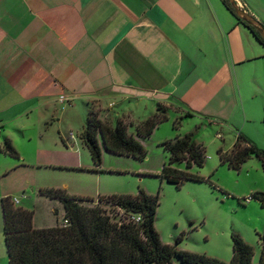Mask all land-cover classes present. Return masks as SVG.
<instances>
[{
  "label": "crops",
  "instance_id": "1",
  "mask_svg": "<svg viewBox=\"0 0 264 264\" xmlns=\"http://www.w3.org/2000/svg\"><path fill=\"white\" fill-rule=\"evenodd\" d=\"M263 1L236 0L258 20ZM76 102L86 124L92 112L111 127L135 129L159 104L182 120L238 118L239 134L254 142L264 45L222 0H0V147L31 119L37 133L52 130L59 105Z\"/></svg>",
  "mask_w": 264,
  "mask_h": 264
},
{
  "label": "rangeland",
  "instance_id": "2",
  "mask_svg": "<svg viewBox=\"0 0 264 264\" xmlns=\"http://www.w3.org/2000/svg\"><path fill=\"white\" fill-rule=\"evenodd\" d=\"M248 13L264 27V1L260 13L262 20ZM61 102L69 103V99ZM75 105L78 102L59 105L65 111L55 119L50 131L45 129L37 133V121L31 119L23 134L20 131L12 133V146L17 156L0 147V264H8L2 199H18L20 204L14 206L34 212V227L46 228L56 223L62 225L64 209L58 200L41 196V190H65L71 196L90 200L83 203L85 206H102L111 216L118 213L119 217L120 211L106 204L104 199L112 195L136 196L140 188L150 195H159L155 227L164 244L187 253L230 262L231 235L235 233L253 247V264L259 262L264 208L250 197L254 192H264L262 164L253 157L237 172L221 164L218 157L219 149L230 152L233 148L241 131L236 125L238 118L229 119L228 123H219L213 118L211 124L204 116L184 118L180 128L174 129L173 123L178 117L170 112L167 122L156 128L151 136L142 139L147 151L145 159L103 151L102 164L96 167L87 148L78 141L87 114L77 110ZM120 106L113 111L122 116L123 107ZM128 130L135 132L133 127ZM70 132L75 134L73 141L69 139ZM191 132L204 147L205 156L203 167H193L191 172L209 178L210 183L185 181L177 187L160 178L169 157L164 151V143ZM218 133L222 139L217 137ZM56 138L59 147L54 145ZM253 138V143L264 149V122L258 124ZM36 148L39 159L34 155ZM51 163L56 165L52 167ZM178 167L185 168L183 164ZM178 239L180 242L176 244ZM171 264L180 262L174 258Z\"/></svg>",
  "mask_w": 264,
  "mask_h": 264
},
{
  "label": "trees",
  "instance_id": "3",
  "mask_svg": "<svg viewBox=\"0 0 264 264\" xmlns=\"http://www.w3.org/2000/svg\"><path fill=\"white\" fill-rule=\"evenodd\" d=\"M222 1L239 23L264 45L257 31L237 18L229 1ZM191 116L194 113L186 114V117ZM168 120L167 108L159 104L157 112L136 125L133 134L125 121L117 120L115 126L111 127L91 112L81 138L96 167L102 164L103 150L118 156L145 159L147 151L142 139L151 136L156 128ZM181 120L173 123L174 129H179ZM3 147L17 156L8 139L4 140ZM164 151L168 152L169 157L162 168L161 179L177 187L185 181L210 183L209 178L191 172L193 167H203L205 161L204 147L197 143L192 132L165 142ZM218 157L221 164L237 172L247 161L256 157L264 170V149L258 148L241 133L230 152L219 149ZM181 164L185 166L184 169L178 167ZM40 194L62 204L63 218L69 220V225L57 223L53 227L36 228L33 211L14 206L10 198L2 199L8 264H171L174 258L180 264H253V247L235 233L231 235L230 262L187 253L164 244L155 227L159 195H150L141 188L136 196L112 195L104 199L106 204L120 211L119 217L118 213L111 216L102 206H85L83 203L90 200L71 196L62 189H44ZM250 199L256 200L264 208V192H254ZM259 241L261 253L257 264H264V232L259 235ZM179 242L180 239L176 244Z\"/></svg>",
  "mask_w": 264,
  "mask_h": 264
},
{
  "label": "water",
  "instance_id": "4",
  "mask_svg": "<svg viewBox=\"0 0 264 264\" xmlns=\"http://www.w3.org/2000/svg\"><path fill=\"white\" fill-rule=\"evenodd\" d=\"M233 12L242 22L252 27L261 36L264 41V27L254 17L245 12L236 2V0H228Z\"/></svg>",
  "mask_w": 264,
  "mask_h": 264
},
{
  "label": "built area",
  "instance_id": "5",
  "mask_svg": "<svg viewBox=\"0 0 264 264\" xmlns=\"http://www.w3.org/2000/svg\"><path fill=\"white\" fill-rule=\"evenodd\" d=\"M66 99H68V98L65 97V96H61V98H60L61 101H65ZM217 137L220 138V139H222V135H221L220 133L217 134ZM12 202H13V204H15V205H16V204H19V200H18V199H13ZM136 220L139 221L140 218L137 217ZM67 225H69V220L63 218V220H62V226H67Z\"/></svg>",
  "mask_w": 264,
  "mask_h": 264
}]
</instances>
